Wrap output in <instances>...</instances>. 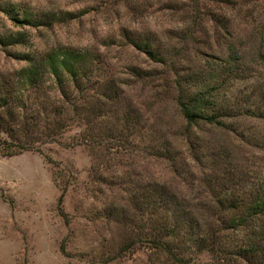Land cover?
Returning <instances> with one entry per match:
<instances>
[{"label":"rangeland","instance_id":"obj_1","mask_svg":"<svg viewBox=\"0 0 264 264\" xmlns=\"http://www.w3.org/2000/svg\"><path fill=\"white\" fill-rule=\"evenodd\" d=\"M4 4L13 6L19 17L27 13L51 20L47 26L18 25L0 8V38L26 39L10 46L0 43V85L26 95L27 110L41 112L48 121L55 108L66 107L50 77L45 76L39 92L24 91L15 74L26 65L23 55L40 59L59 47L88 51L99 69L92 78L115 82L122 95L110 105L106 120L94 127L104 135L101 139L83 133L84 123L68 111L67 118L75 120L56 142L46 139L35 144L38 151L0 155V264H153L156 257L145 243L148 225L139 229V222L120 220L134 219L133 196L157 183L178 198L207 203L211 194L202 175L213 174L211 157L217 152L234 172L250 181L264 180V114L227 120L226 129L206 124L193 128L202 168L191 160L173 99L176 80L220 72L229 55L226 47L233 45L238 54L232 57L239 58L244 73L225 79L218 94L229 103L243 101L247 108L259 103L264 111V0H230L227 6L200 0L197 12L192 0H0ZM123 31L153 39L164 64L135 50ZM186 32L192 37L180 40ZM131 69L147 76L141 79ZM126 113L141 126L132 132L129 145L111 140L121 129L122 121L116 119ZM161 148L171 153L159 152ZM136 216L144 223V213ZM243 235L226 232L222 245H242ZM130 241L136 245L120 252ZM190 261L247 264L218 253H202ZM155 264L170 262L161 256Z\"/></svg>","mask_w":264,"mask_h":264},{"label":"trees","instance_id":"obj_2","mask_svg":"<svg viewBox=\"0 0 264 264\" xmlns=\"http://www.w3.org/2000/svg\"><path fill=\"white\" fill-rule=\"evenodd\" d=\"M192 1L195 2L197 12L200 0ZM215 1L224 6L230 3V0ZM0 8L18 25L37 27L47 26L51 22L50 18L45 16L39 18L27 13L19 17L17 10L7 4L0 5ZM202 15L210 16L213 23L218 22L213 15L204 12ZM223 29L227 30L225 27ZM183 35L184 37H179L180 40L192 37L188 32ZM122 37L135 50L157 63L164 64L160 46H156L153 39L128 31H123ZM25 40L22 35H10L1 37L0 43L10 46L22 44ZM226 50L229 55L218 69L220 72L213 71L212 75L187 74L175 81L176 95L173 99L184 121L181 135L189 145L191 160L202 168H205V163L201 162L200 143L192 133L193 128L206 124L226 129L230 126L227 120L242 115L257 117L264 114L259 103H254V108H247L243 101L229 103L218 94L227 83L226 80L237 79L244 73L239 58L235 60L232 57L238 54V50L233 45H228ZM22 58L26 65L15 74L19 76L24 91L29 89L39 92L45 76H48L53 83L52 88L63 97L66 107L55 108L54 116L46 121L40 115L41 112L27 110L28 107L23 101L27 100L26 95L24 97L14 88L8 90L4 85H0L1 156L12 157L25 151H38L35 144L46 139L55 141L75 118L84 123L82 131L88 132L87 136L91 135L97 139L104 136L94 131V127L98 125L99 120L109 116L112 111L110 105L117 103L122 93L115 82L92 78L99 69L95 67L94 59L88 51L59 47L40 59L34 55H23ZM131 72L141 79L147 76L139 69H131ZM13 92L17 95H13ZM261 97L264 99L263 95ZM249 100L250 97L247 103ZM68 111H73L76 117L67 118ZM119 120L122 121L119 123V134L111 137V140L129 145L128 139L135 128H139V122L130 113H126L122 119H116V122ZM2 134L6 135L7 139ZM164 150L171 153L165 148H161L159 152L165 153ZM211 158L210 172L213 174L202 175L203 186L211 194L207 203H202L197 197L189 201L178 198L157 183L151 184L142 195L132 197L134 219L127 220L123 217L120 220L135 225L139 222V229L144 228L145 224L148 225L145 243L151 254L156 257L153 264L158 263L161 256L170 264H191V257L202 253L223 254L239 258L247 264H264V180L250 181L245 174L234 172V168H228L229 164L220 152L213 153ZM221 166L224 167L220 173ZM140 213L146 215L144 223L136 216ZM238 231L244 232L242 245H232L229 248L222 245L221 237L226 232ZM135 245L136 242L133 241L123 244L120 252Z\"/></svg>","mask_w":264,"mask_h":264}]
</instances>
